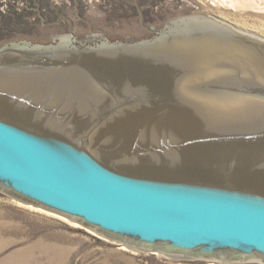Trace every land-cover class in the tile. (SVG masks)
Segmentation results:
<instances>
[{"label": "water", "instance_id": "1", "mask_svg": "<svg viewBox=\"0 0 264 264\" xmlns=\"http://www.w3.org/2000/svg\"><path fill=\"white\" fill-rule=\"evenodd\" d=\"M0 190L138 250L264 262V38L199 12L4 45Z\"/></svg>", "mask_w": 264, "mask_h": 264}, {"label": "rangeland", "instance_id": "2", "mask_svg": "<svg viewBox=\"0 0 264 264\" xmlns=\"http://www.w3.org/2000/svg\"><path fill=\"white\" fill-rule=\"evenodd\" d=\"M199 12L264 38V0H0V48L19 40L46 44L71 35L139 37L169 19ZM19 201L0 190V264H264L125 250L92 228Z\"/></svg>", "mask_w": 264, "mask_h": 264}, {"label": "bare ground", "instance_id": "3", "mask_svg": "<svg viewBox=\"0 0 264 264\" xmlns=\"http://www.w3.org/2000/svg\"><path fill=\"white\" fill-rule=\"evenodd\" d=\"M255 1H256V0H255ZM19 203H20L21 205H23V206L30 207L31 209H34V210H36V211H41V212H44V213H46V214H48V215H51V216H54V217L60 218V219H62V220H64V221L69 222L70 224H72V225H74V226H79V227L83 226V225L80 224L79 222H76V221H74V220H72V219H69V218L63 216V215H60V214H58V213H55V212H52V211H50V210L44 209V208H42V207H39V206H36V205L30 204V203L22 202V201H19ZM88 230H90L91 232H93L91 229H88ZM119 243H120V242H119ZM129 247H130V246L121 243V248H122V249L129 250V249H130Z\"/></svg>", "mask_w": 264, "mask_h": 264}, {"label": "trees", "instance_id": "4", "mask_svg": "<svg viewBox=\"0 0 264 264\" xmlns=\"http://www.w3.org/2000/svg\"><path fill=\"white\" fill-rule=\"evenodd\" d=\"M154 34H156V33H151L149 36H153ZM138 39V38H137ZM140 39V38H139ZM132 40H136V39H132Z\"/></svg>", "mask_w": 264, "mask_h": 264}]
</instances>
